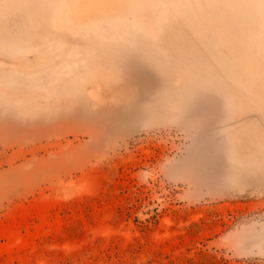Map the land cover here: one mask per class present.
I'll list each match as a JSON object with an SVG mask.
<instances>
[{"label": "rangeland", "instance_id": "1", "mask_svg": "<svg viewBox=\"0 0 264 264\" xmlns=\"http://www.w3.org/2000/svg\"><path fill=\"white\" fill-rule=\"evenodd\" d=\"M261 0H0V264H264Z\"/></svg>", "mask_w": 264, "mask_h": 264}, {"label": "clouds", "instance_id": "2", "mask_svg": "<svg viewBox=\"0 0 264 264\" xmlns=\"http://www.w3.org/2000/svg\"><path fill=\"white\" fill-rule=\"evenodd\" d=\"M264 3V0H261ZM255 35L257 38L264 40V18L257 19L253 22Z\"/></svg>", "mask_w": 264, "mask_h": 264}]
</instances>
